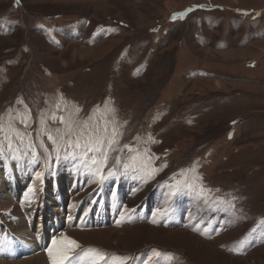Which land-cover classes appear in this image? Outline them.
<instances>
[{
	"label": "rangeland",
	"instance_id": "1",
	"mask_svg": "<svg viewBox=\"0 0 264 264\" xmlns=\"http://www.w3.org/2000/svg\"><path fill=\"white\" fill-rule=\"evenodd\" d=\"M70 114L111 149L57 151ZM0 128L23 199L73 176L69 257L264 264V0H0Z\"/></svg>",
	"mask_w": 264,
	"mask_h": 264
},
{
	"label": "bare ground",
	"instance_id": "2",
	"mask_svg": "<svg viewBox=\"0 0 264 264\" xmlns=\"http://www.w3.org/2000/svg\"><path fill=\"white\" fill-rule=\"evenodd\" d=\"M72 177L69 172H64L58 178H53L49 181L45 180L38 198L33 199L29 196L30 198L28 197L27 200L23 199L20 193L22 187H25L28 176H16L11 171L8 178L1 181L0 198L9 201L18 198L19 207H22L23 211L24 209L30 210L31 214L23 217L16 210L8 218L9 224L5 229V223H1L0 264H52L49 249H52L53 255L57 256L67 252L69 245L58 240L55 234L59 229L72 227L79 222V218L69 215L70 213L67 212L66 206V198L74 191ZM33 202L36 203L34 204ZM102 209L96 208L93 213ZM89 217L87 223L92 221ZM93 217H95V223H101L104 220L101 216ZM53 241L57 243L53 244ZM37 251H39L38 254H36ZM32 252H35L32 256L16 261L17 257L30 255ZM69 253L67 252L68 256L70 255ZM45 255L49 256L47 257L48 259L45 258ZM90 255V257L87 254L78 255L75 257L76 259L70 256L68 260L64 261V264H79L81 261H87L88 258L91 259L92 254L90 253ZM103 264L109 263L105 262Z\"/></svg>",
	"mask_w": 264,
	"mask_h": 264
},
{
	"label": "snow or ice",
	"instance_id": "3",
	"mask_svg": "<svg viewBox=\"0 0 264 264\" xmlns=\"http://www.w3.org/2000/svg\"><path fill=\"white\" fill-rule=\"evenodd\" d=\"M53 119H55V117H53ZM60 122L65 125V130L63 131V133H61V131L57 129V134L55 137L50 133L48 134V138L52 140L54 144H57V151H59L60 140H63L64 143L69 147L82 148L85 154L91 151L102 152L105 146L111 149V147L115 143V129L112 130V134L111 136H109L108 128L106 125L103 127L97 125L94 128H89L86 125H82L80 122L72 119L71 114L68 119L61 117ZM20 123L24 124L27 127V121H25L24 119H21ZM0 131H3V129L0 128ZM16 135L23 139L20 133L17 132ZM74 137L75 139H73ZM93 163H95V160H93ZM125 167L128 166L125 165ZM39 175L40 173H37L38 177ZM28 191L31 192L32 189H29ZM64 241L69 245L67 252H70L72 249L78 247L75 241L69 240L67 237L64 238ZM56 243V241H53V244ZM88 251L94 257L93 259L88 261V264H100V261L104 259L103 254L97 253L95 249H89ZM67 252L57 256L53 255L52 249H49V255L52 259V264H64V261L69 259ZM80 264H84V262L81 261ZM121 264H123V262H121Z\"/></svg>",
	"mask_w": 264,
	"mask_h": 264
}]
</instances>
